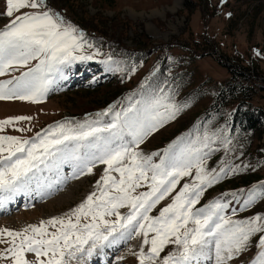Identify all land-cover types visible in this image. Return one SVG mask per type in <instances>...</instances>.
Wrapping results in <instances>:
<instances>
[{"label":"snow or ice","instance_id":"obj_1","mask_svg":"<svg viewBox=\"0 0 264 264\" xmlns=\"http://www.w3.org/2000/svg\"><path fill=\"white\" fill-rule=\"evenodd\" d=\"M5 4L3 15L12 19L0 29V75L13 68L27 70L0 81V100L37 102L60 66L92 56L77 54L86 44L83 31L47 7L46 0H5ZM31 61L36 63L28 67ZM184 107L187 104L178 105L160 88L122 111L109 106L96 113L95 119L89 116L74 126L58 122L43 136L37 133L34 138L22 139L0 135V193L29 190L33 181L39 180V173L58 171L61 163L72 162L75 178L93 173L97 165L105 166L96 190L67 213L19 231L0 230V262L85 264L106 247L142 237L138 252H132L138 264H205L211 260L228 264L248 251L253 238L258 237L256 247L260 250L250 264H264V216L233 219L257 195L264 197V189L259 193L249 190L245 194L244 189L226 192L197 207L208 187L240 168H207L206 161L215 151L211 145L220 138L218 132H189L163 154H145L139 149L149 134ZM110 112L112 120L102 121ZM30 119L9 117L0 121V129ZM68 142L75 144L70 148ZM223 142L229 143L227 137ZM166 199L171 202L152 215ZM169 245L176 250L161 255Z\"/></svg>","mask_w":264,"mask_h":264},{"label":"rangeland","instance_id":"obj_2","mask_svg":"<svg viewBox=\"0 0 264 264\" xmlns=\"http://www.w3.org/2000/svg\"><path fill=\"white\" fill-rule=\"evenodd\" d=\"M46 5L83 31L86 44L77 54L90 55L92 59L74 60L60 66L59 72L51 74L53 82L48 91L37 102L0 100V121L15 116L31 117L4 126L0 135L22 139L34 138L37 133L43 136L49 126L58 122L74 126L89 116L95 119L96 113L109 106H113V111H122L164 88L175 103L187 104V107L149 134L139 149L145 154H163L174 142L179 143L177 138L187 137L189 132H218L220 138L211 145L215 151L206 161L207 168L219 170L226 165L240 168L208 187L197 207L226 192L244 189L246 194L249 190L257 193L262 190L264 131L246 130L239 123L233 125L232 120L238 106L264 111V0H46ZM5 7V0H0V29L12 19L3 15ZM35 63L31 61L28 67ZM230 67L252 76L257 87L251 88L256 90L250 103L238 91L228 96L229 103L218 107L217 93L226 83L244 82L241 77H232ZM26 70L24 67L10 69L0 75V81L20 76ZM112 118L110 112L101 119L110 122ZM261 121L264 125V113ZM224 137L229 143L223 142ZM74 144L68 142L70 148ZM154 160L158 162V157ZM70 164L61 163L66 176L62 180L64 184L42 198L41 191L54 188L47 187L49 180L41 186L46 170L39 173V180H34L31 188L21 193L24 196L18 207L0 213V230L19 231L28 225H38L41 220L61 216L96 190V181L105 166L97 165L93 173L75 178L74 166L68 168ZM3 194L9 202L12 194ZM31 194L39 198L31 199ZM25 198L30 200L29 204ZM170 202V199L161 201L151 214L158 215L159 209ZM6 207L4 210L9 208ZM256 214L264 216V197L259 195L248 208L237 211L233 219ZM257 239L253 238L248 251L228 264H250L260 250L256 247ZM141 242L142 237L106 247L86 259L85 264H103V254L108 264H138L132 252H138ZM175 250L169 245L161 255ZM205 264H214V260Z\"/></svg>","mask_w":264,"mask_h":264},{"label":"trees","instance_id":"obj_3","mask_svg":"<svg viewBox=\"0 0 264 264\" xmlns=\"http://www.w3.org/2000/svg\"><path fill=\"white\" fill-rule=\"evenodd\" d=\"M186 5H187V2H186ZM225 66H227V65H225ZM229 71H230V73H232V77H234V78L235 77H241L244 79V82H242L243 84L242 83L236 84V83H233V81L230 84L226 83L227 85L225 84V86H223L221 88V90L217 93V100H218L217 105H218V107L224 106L225 104L229 103V101L227 100L228 96L230 94L232 95L234 93L237 94L238 91L242 95V98L244 99V101L246 103H250V100L253 97V94L255 93V90H256V89L252 90L251 88L257 87L256 85L253 84L254 82H252V79H251L252 76H250L248 74H244L243 72H241L237 68L230 67ZM244 83H246V84H244ZM240 85H241V89L244 88V91L241 89L240 90L238 89ZM263 113H264V111L259 109V108H256L254 110H250V108L241 109V106H238L236 108L235 112L233 113V120H232L233 125L236 123H239L246 130L255 129V130H259V131L260 130L264 131V125H263V122L261 121V115Z\"/></svg>","mask_w":264,"mask_h":264},{"label":"bare ground","instance_id":"obj_4","mask_svg":"<svg viewBox=\"0 0 264 264\" xmlns=\"http://www.w3.org/2000/svg\"><path fill=\"white\" fill-rule=\"evenodd\" d=\"M53 173H56V174H58V176L60 177V179H62V178H64L65 177V175H64V171H63V166L62 165H60V167H59V170L57 171L56 169H52L51 171H48V170H46V172L43 174V175H46V176H50L49 177V182L52 184V186H53V188H56V186H54L53 184H54V181L55 180H53V178H52V175H53ZM66 173V172H65ZM56 176V175H55ZM42 177V176H41ZM43 182H45V181H43ZM51 190V189H50ZM49 190V191H50ZM25 191H21V192H19V193H14V194H12L11 195V199H9V202H8V199L7 200H5L4 199V203L6 204V206H9L10 204H16V202L17 201H19L18 199H20V197L22 196V194L21 193H24ZM47 192V191H46ZM9 197V196H8ZM29 199L27 198V201H28ZM18 203V202H17ZM5 206V208H7ZM52 206H53V204H52ZM6 210H8V209H6ZM5 210V211H6ZM23 218V217H22ZM101 259H102V261H103V264H108V258H107V256L106 255H104L103 254V256H101ZM106 262V263H105ZM87 264H91V263H89V262H87Z\"/></svg>","mask_w":264,"mask_h":264}]
</instances>
